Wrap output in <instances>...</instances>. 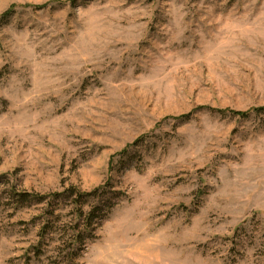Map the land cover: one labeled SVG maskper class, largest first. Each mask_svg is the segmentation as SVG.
<instances>
[{
  "label": "rangeland",
  "instance_id": "1",
  "mask_svg": "<svg viewBox=\"0 0 264 264\" xmlns=\"http://www.w3.org/2000/svg\"><path fill=\"white\" fill-rule=\"evenodd\" d=\"M259 109L264 0H0V264H264Z\"/></svg>",
  "mask_w": 264,
  "mask_h": 264
},
{
  "label": "trees",
  "instance_id": "2",
  "mask_svg": "<svg viewBox=\"0 0 264 264\" xmlns=\"http://www.w3.org/2000/svg\"><path fill=\"white\" fill-rule=\"evenodd\" d=\"M258 111H264V109H259L257 110ZM95 193V192H94ZM72 194V192L70 193ZM94 194H87V197L89 196H93ZM15 198H19L20 200H27L28 198H30V196L26 193H23V194H16L14 193L13 195ZM82 196H85L81 193H79V196L78 198L82 197ZM101 197V196H99ZM83 206V205H82ZM82 206H80L79 208H77L75 210V213L77 214V218L80 219L83 217V213H85L83 210H82ZM98 212V209L97 208H90V210L87 212L86 214V217L84 218V220L81 221V223L79 224V226H81V230L79 231H75L76 232V235L74 236H71L70 237V242L69 244L71 246H76V248H73L72 250H70L69 252H67L66 254V257H68L70 260L73 259V257L75 256V251L79 250L80 247H82L84 244V239L87 237H91V233H89V231L91 232V228H90V225H91V221L93 219V217H95V215H97ZM92 216V218H90ZM76 228V227H75Z\"/></svg>",
  "mask_w": 264,
  "mask_h": 264
}]
</instances>
